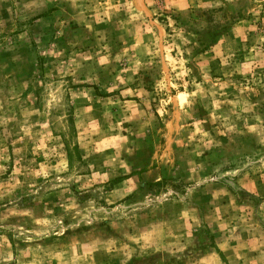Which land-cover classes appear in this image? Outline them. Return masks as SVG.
<instances>
[{
	"label": "rangeland",
	"instance_id": "1",
	"mask_svg": "<svg viewBox=\"0 0 264 264\" xmlns=\"http://www.w3.org/2000/svg\"><path fill=\"white\" fill-rule=\"evenodd\" d=\"M262 178L264 0H0V264H264Z\"/></svg>",
	"mask_w": 264,
	"mask_h": 264
},
{
	"label": "crops",
	"instance_id": "2",
	"mask_svg": "<svg viewBox=\"0 0 264 264\" xmlns=\"http://www.w3.org/2000/svg\"><path fill=\"white\" fill-rule=\"evenodd\" d=\"M262 179H264V178H262ZM254 182L253 181H251V184H250V186L251 187H254V184H253ZM258 189H260L261 188V186H259V187H257ZM257 188H255L256 189V191H257Z\"/></svg>",
	"mask_w": 264,
	"mask_h": 264
},
{
	"label": "trees",
	"instance_id": "3",
	"mask_svg": "<svg viewBox=\"0 0 264 264\" xmlns=\"http://www.w3.org/2000/svg\"><path fill=\"white\" fill-rule=\"evenodd\" d=\"M141 188L143 187V186H140Z\"/></svg>",
	"mask_w": 264,
	"mask_h": 264
}]
</instances>
